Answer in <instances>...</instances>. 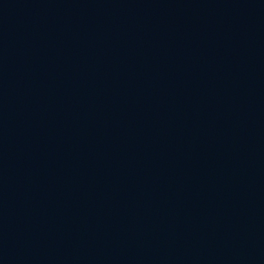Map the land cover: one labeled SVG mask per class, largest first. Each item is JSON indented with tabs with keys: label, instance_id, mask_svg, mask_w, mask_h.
I'll return each mask as SVG.
<instances>
[{
	"label": "water",
	"instance_id": "water-1",
	"mask_svg": "<svg viewBox=\"0 0 264 264\" xmlns=\"http://www.w3.org/2000/svg\"><path fill=\"white\" fill-rule=\"evenodd\" d=\"M0 264H264V0H0Z\"/></svg>",
	"mask_w": 264,
	"mask_h": 264
}]
</instances>
